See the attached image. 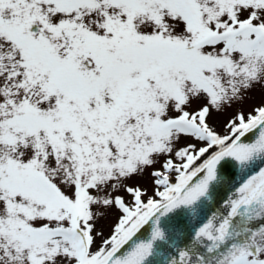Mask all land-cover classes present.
<instances>
[{
    "label": "snow or ice",
    "instance_id": "1",
    "mask_svg": "<svg viewBox=\"0 0 264 264\" xmlns=\"http://www.w3.org/2000/svg\"><path fill=\"white\" fill-rule=\"evenodd\" d=\"M0 264H264V0H0Z\"/></svg>",
    "mask_w": 264,
    "mask_h": 264
}]
</instances>
